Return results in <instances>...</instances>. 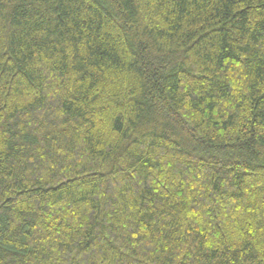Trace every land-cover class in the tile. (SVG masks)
Here are the masks:
<instances>
[{"label":"trees","instance_id":"16d2710c","mask_svg":"<svg viewBox=\"0 0 264 264\" xmlns=\"http://www.w3.org/2000/svg\"><path fill=\"white\" fill-rule=\"evenodd\" d=\"M0 264H264V0H0Z\"/></svg>","mask_w":264,"mask_h":264}]
</instances>
